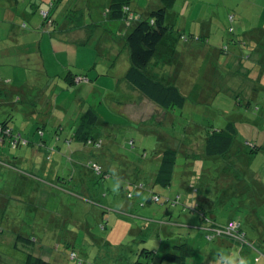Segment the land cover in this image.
I'll use <instances>...</instances> for the list:
<instances>
[{
	"label": "rangeland",
	"instance_id": "obj_1",
	"mask_svg": "<svg viewBox=\"0 0 264 264\" xmlns=\"http://www.w3.org/2000/svg\"><path fill=\"white\" fill-rule=\"evenodd\" d=\"M35 1L40 9H37V14L35 13L36 16L32 19L29 18L28 12H24V8L33 0L0 1L1 72L2 46H18L22 39L19 31L24 32L20 25L24 24L27 29L25 32L36 34L34 27L43 19L45 23L38 33L39 37L45 31L54 39L57 37L58 30L64 25L71 27L79 21L83 24L84 33L87 34L86 40L90 39L88 46L84 47L85 64L90 65L86 70L83 69L86 75L96 72V69L102 70L104 67L106 71L107 64L104 59H108L109 54L111 56L114 50L117 52L116 55L124 54L122 37L120 38L117 33L119 30L117 28L121 27L123 22L106 18L104 12L108 6V0H61L57 6L54 5L56 0ZM7 3L11 4L13 13L15 11L18 14L16 20L2 19L4 10L2 5L6 6ZM135 4L143 9L153 5L157 8L156 6L161 7L164 4L168 7L166 23L169 25L178 24L184 18L205 21L208 26L210 25L211 41L209 44L216 48V54L213 55L211 49H208L207 59L202 64L200 63L201 67L196 60H187L194 75L191 79L190 75H183L184 83L178 84L185 96V105L182 110L175 109L171 112L169 116L171 119L168 118V122H157L156 124L158 117L154 116L152 124L150 127L146 126L144 133L141 132L142 126L137 131L126 126H106L99 122L96 126L98 135L95 136L101 139L102 146L99 149L87 147V149H92V153L81 158L78 161L81 163L69 164L68 168L73 167L79 170L81 165L86 166L93 162L102 165V159H105L109 162V167L123 170L131 167V162L133 166L141 168L151 164L150 170L145 168L146 174L144 172V176H150L148 173L153 174L159 164L158 160H154L153 152L171 147L177 151L172 184L166 189L155 187L154 192L159 195L160 199L165 198V194L173 197L171 199L175 197L179 199L178 205L169 207L175 218L178 219L185 213L181 212L180 205H186L185 192L193 186L192 189H198V191L194 196H190L195 201L202 202L203 209L210 212L208 215H213L219 222H226L233 216L242 225L246 239L251 240L256 230L260 229L264 232V70L261 71L264 69V0H172L169 3L163 0H133L134 7ZM41 10L50 12L55 25L49 24L48 20L51 18L42 17ZM133 27L134 24L129 30ZM78 33L75 32L76 35ZM243 35L251 39V46L256 47L255 51L260 50V52H255L254 56L257 58L260 56L261 61L260 58L259 61L245 58L251 52L249 44L243 42L242 46H234V40ZM258 40L262 42L259 43ZM179 46L182 45L179 44ZM75 48L72 44L70 50L73 51ZM224 49L225 51L221 52ZM11 51L14 52L15 48H11ZM66 58L72 66L71 70L80 73V69L74 67L77 60L73 54L70 53V58L68 56ZM96 59L99 60L97 68L92 70ZM200 61L199 59L198 62ZM164 65L165 63L162 62L161 66H157L159 70H149L152 76L163 83L169 78L164 74ZM196 66L200 68L199 72ZM195 73L198 74L195 75ZM0 81H2V75ZM107 81V90L112 92L114 80L107 77ZM0 85L2 87V82ZM59 85L64 86L63 83ZM89 94L90 91L87 90V95ZM14 97L4 100L6 104L3 109L2 98L0 99V122L3 110L16 112V108L21 109L20 103H16L17 97L15 99ZM247 103H249L248 107H246ZM100 111L104 117L106 106L100 108ZM228 122L235 125L237 137L233 149L239 153L223 158L203 157L201 153L206 131L225 126ZM253 146H258L259 149L252 152ZM3 149L6 155L14 153L7 145H3ZM143 153L147 155V159L139 157ZM190 153L194 156L185 157ZM1 154L2 145H0ZM50 156L51 154L48 155V161H50ZM46 164L49 163L46 162L41 167ZM19 168V173H16L6 168L2 170L0 166V264H24L25 254L13 249L16 237L18 235L39 237L38 233L49 226L47 212H52L53 208L62 209V203L67 201V195L56 192L48 198V207L37 208V205L30 204L31 185L34 186L35 181L31 177H22V173L30 171L28 165H22ZM112 175L114 176V173ZM65 176L69 174L65 173ZM126 178L116 180V185L114 182L112 184V181H107L108 186L105 180L113 178L109 177L105 180L91 178L86 192L91 198L87 200L94 201V205L90 206L89 203L83 206L79 200L68 198V204H72L70 206L71 222L60 219L56 228L61 231L60 237L54 242L51 239H46L44 243V240H37L34 255L50 264H117L116 260L120 259L125 264H133L136 262V258L132 255L133 251H141L143 248L160 249V244L164 242L162 231L164 228L158 220L164 215V209L160 207L163 205L153 203L140 208L139 204L145 200L149 192L147 187L150 182V179L141 176L139 181L144 184L143 191L133 194V200H127L125 182L128 180L133 182L138 178L135 179L128 172ZM222 178L231 179L229 188ZM129 190L132 192L131 186ZM75 192L79 193L78 190ZM85 198L88 197L85 196ZM108 198L110 202L115 203L116 213L110 214L112 220L109 223L112 225L107 224L106 229H103L100 224H97L96 217L101 214L99 206H102L101 204ZM205 199H208V202ZM126 204L130 210L128 213L121 210V205ZM35 209H42V211L37 212ZM149 210H151L149 214L146 213ZM39 213L45 215V221L36 219ZM115 219L118 220L115 221L116 225L113 227ZM84 222H87L86 225ZM61 233L68 235H64L65 238H63ZM108 235L110 242L118 247L107 245L101 250L97 246V240L106 239ZM40 242L43 243V250L47 255H41L38 252ZM205 245L210 246L211 244L206 242ZM195 246L197 245H192L191 248L197 249ZM71 248L75 251L76 259H71ZM163 250L162 247L159 253ZM254 256L246 264H252ZM140 259V262L146 260L142 257ZM154 262L158 264V256L154 258ZM152 264L155 263L152 262Z\"/></svg>",
	"mask_w": 264,
	"mask_h": 264
},
{
	"label": "crops",
	"instance_id": "obj_2",
	"mask_svg": "<svg viewBox=\"0 0 264 264\" xmlns=\"http://www.w3.org/2000/svg\"><path fill=\"white\" fill-rule=\"evenodd\" d=\"M26 5L24 12H28L30 15L29 18L32 19L36 16L35 13L37 9H40V6L35 0ZM136 5L139 11L138 14L140 15L148 13L153 7L155 8L153 5L147 7V9H143L139 7L138 4ZM156 7L158 8L159 6ZM2 9H4L2 13L3 20H16L15 18L18 14L15 11L13 13L11 4L8 5L7 3L6 6L2 5ZM40 12L43 11L41 10ZM50 18L51 20L48 18L49 24L52 23L55 25V20L51 14ZM43 20L34 27L36 34L25 32L27 29L22 23L20 28L24 30V32L19 31V35H21L22 38L21 43L18 46H2V72L0 71V77L2 75V88L5 92L2 96V109L6 104L4 100L12 98L13 96L17 97L18 103H20L21 106V109L16 108V112L8 109L3 110L2 121L8 118L9 120H14V122L7 121L8 126L22 138L32 143L31 146L17 151L15 155H6L2 153V162L9 165L5 168L9 171L19 173L20 166L28 165L30 171L22 173V177H31L32 180L35 181V185H31L32 197L30 204L37 205V208L48 207V198L56 192L67 195V201H64L61 205L62 209L53 208L51 209L52 212H47L49 226L38 233L40 238L31 235L35 242L33 254L37 247V240H44V243L46 239H51L54 242L60 237L61 231L56 229L60 219L71 222L72 211L70 206L72 204H68V198H72L76 201L79 200L83 206H87L89 203L91 204L90 206H93V203L87 200L90 199V194L86 192V187L89 185L88 182L91 178L98 179V177L90 170H87L83 165H81L83 169L80 168L79 170L73 167L70 169L68 168L69 164L81 163L78 162L81 158L92 153V149L83 148L73 140V132L87 109L95 110L100 117V122L106 126H126L137 131H139L140 126H142L141 132L143 133L145 132V128H147L146 126L148 125L150 127L152 124V117H158L155 121L156 124L157 122L166 123L168 122V118L171 119L169 116H171V112L174 111H164L157 107L137 92L124 79L129 68V59L123 39L129 32V29L126 28L123 23L121 27L117 28L119 29L117 33L120 35V38L122 37V50H124V54L122 56L121 54L116 55L117 52L115 50L112 52L111 56L109 54V58L104 59L107 64L106 71L105 67L102 70L96 69L99 62V60L96 59L97 61L95 60L96 62L91 68L92 70L96 69V72L86 75L83 69L86 70L90 65L85 64L86 56L84 55V47L88 46L90 39L88 41L86 40L87 34L84 33L85 28L83 24H80L79 21L78 24H72L71 27L64 25V27L58 30L57 37L54 39L50 36L51 34L47 35L45 31L42 33V36L39 37L38 33L42 30V26L45 23ZM205 24L207 27L204 26ZM170 26L172 30L160 42L158 51L148 66L147 72L150 74V69H154L155 71L159 70L157 66H161L162 62H164V74L169 76L165 83L173 84L179 88L178 84L181 85L184 83L183 75H190V79L191 76L194 75V71L191 72V65L187 60L194 59L199 67H201L200 63L202 64L207 59L208 49H211V52L215 55L216 48L209 44L211 41L210 25L208 26L203 20L201 22L199 20H192L191 18H184V20L178 24H170ZM75 32H79L78 35H76ZM241 37L240 39H243L245 43L249 44L251 49L250 54L246 55L245 58L248 60L253 59V61H259L260 58L261 61L260 56L259 58L254 56V53L260 52V50H254L256 47L251 46V39L245 35ZM247 39H249V41ZM258 42L261 43L262 40H258ZM72 44L76 47L73 51L70 50ZM179 44L182 46H179ZM233 44L236 47L238 45H243L236 42ZM11 48H15V51L12 52ZM70 53H72L73 57L77 60V62L75 61L74 67L80 69V73L71 70L72 66L68 63V58H66L67 56L70 58ZM97 55L99 57V54ZM199 59L201 60L200 62H198ZM65 68L67 69L65 70ZM196 69L197 72H199L200 68L198 69L196 66ZM263 70L264 69L261 71ZM69 72L74 75L84 76L88 82L76 84V82L73 81L75 82L73 83L67 78ZM31 73H33V75ZM197 74L198 73H195V75ZM93 76H95V78ZM107 77L114 80V89L112 92H108L107 90ZM59 83H63L65 87L59 85ZM87 90L90 91L89 96L87 95ZM105 106L106 114L103 117L100 108L102 109ZM169 121L173 122V120ZM125 123H127V125ZM219 128L221 127L217 129ZM39 130L42 131V136L40 137L36 134ZM97 130L98 129H96V131ZM27 148L30 150L28 151ZM162 150L156 151L154 160L160 161ZM237 152L238 151H235L232 147L228 156L235 155ZM47 154H51L50 161L47 160ZM183 154L185 155L184 152ZM202 154L203 152L201 155ZM189 156L194 155L190 153L186 154L185 157ZM197 156L200 157L199 155ZM102 160V165L100 163L98 164L104 171L106 178H113L105 181L106 186H108L107 181H112V184L114 182V185H116V180L127 179V172L129 174L133 173V168L124 171L120 168L109 167V162L105 159ZM46 162L49 164L41 167V165ZM2 170H4V168H2ZM65 173L69 174V176H65ZM112 173H114V176ZM61 178L62 180H59ZM68 180H70V182ZM230 180L231 179H223L228 188L230 187ZM192 187L193 186L185 192L186 205L180 206L181 212L185 213L180 215L178 219L175 218L170 212V209L166 206H160L164 209L163 217L158 220L164 228L162 229L164 242L160 244L159 248L163 247V252H167V249L173 244L182 241L187 242L191 249V257L186 264H246L253 255L255 256L252 264H264L263 257L255 261V252L246 248H239L238 245L225 239H215L211 242H207L211 244L210 246L205 245L207 231L204 228V222H201V220L188 213V210H186L188 206L195 203L203 209L202 202L199 203L190 196H194L198 191V189H192ZM183 188H185V186ZM75 190H78L79 193L76 194ZM80 195L83 198H79ZM85 196L88 198H85ZM165 197L173 198L167 194H165ZM180 199H182V197ZM205 201L208 202V199H205ZM101 205L102 206L99 207L109 209V214L116 213L114 210L115 203L110 202L109 198ZM121 206L122 212L128 213L130 211L126 207L127 204ZM35 210L37 212L42 211V209ZM150 211L151 210L146 211V213ZM53 212L57 215H54ZM209 213L208 211L206 212L207 217L218 224H225L230 220H235V218L231 216L226 222H219L213 215H208ZM36 219L45 221L46 217L43 213H39ZM111 220V215H108V225ZM117 220L118 219H115L113 221V227H115V221ZM86 223L87 222H84V225H86ZM62 235L61 233V236ZM64 235L63 238H65ZM254 235L255 236L249 241L254 243L264 254V232L259 229L254 232ZM98 240L97 246L101 250L107 245L108 247H118V245H113L110 242L109 235L106 239L100 238V240ZM43 243L40 242V247L37 248V250L41 255H47L43 250ZM192 245H197L195 246L197 249L191 248ZM160 249L157 251L159 252ZM240 259H242V261H240ZM121 264H123L122 259Z\"/></svg>",
	"mask_w": 264,
	"mask_h": 264
},
{
	"label": "trees",
	"instance_id": "obj_3",
	"mask_svg": "<svg viewBox=\"0 0 264 264\" xmlns=\"http://www.w3.org/2000/svg\"><path fill=\"white\" fill-rule=\"evenodd\" d=\"M56 1L57 2L54 1V5L57 6L58 2L61 0ZM163 1L169 3L172 0ZM167 8L168 7L163 4L157 9H152L148 13L140 15L138 14L139 11L137 9V5L135 4V7L133 6V0H109L104 13L107 19L112 21H122L128 29L131 28L132 24H134V27L129 30L123 39L129 59V68L124 76L126 82L157 107L164 111H171L175 109H183L185 105V96L177 86L163 83L161 80L155 78L147 72L148 66L158 51L160 42L172 30L171 26L166 23ZM46 12L48 13L47 18H50V12ZM130 16L133 17L132 20L129 19ZM234 41L236 43L244 44L243 39H240V37ZM221 51L223 52L225 49ZM78 77L85 79V81L76 82V84L88 82L84 76L74 75L71 72L67 75V78H69L72 82ZM4 94L5 92L0 85V99ZM16 100V103H18V99ZM248 106L249 103L246 104V107ZM7 121L14 122V120H9V118L0 122V145H2L3 154H5L3 145H7L11 150H13L14 153L12 155H15L17 151L31 146L32 143L28 142L26 139L14 132V130L8 126ZM99 122L100 117L98 113L93 109H87L73 132V140L80 144L83 148L91 146L95 149H99L102 146L101 139H98L95 136L96 134L98 135L96 126ZM36 134L40 137L42 136V131L39 130ZM236 137L237 131L232 122H228L225 126L219 129L207 130L204 138L203 157L223 158L228 156L232 150ZM258 149V146H253L252 150H250L252 152H256ZM48 155L49 154H47V158ZM155 155L156 152H153V156ZM1 157L2 154L0 155V166L2 168L9 166L8 164L2 162ZM139 157L147 159V155L145 153L141 154ZM176 159L177 151L171 147H165L162 150L161 158L156 171L153 174L148 173L150 176H144V172L146 174L145 168L146 170H150L151 164H148L147 167L143 166L142 168L135 167L133 164L131 167H127L126 170L133 168L132 175L135 179L138 178V180L133 182L128 180L125 182V198L131 201L133 200V194H137L141 190L143 191L144 184L139 181V177L141 176L150 179V182L149 187H147V191H149L147 198L139 204L140 208H145L153 203L156 205H164L168 209L171 206L178 205L180 202L178 198L175 197L174 199H171L170 197H165L160 199L159 195L154 192L155 187L166 189L171 186ZM85 167L87 170L93 172L98 179L104 180L106 178L104 171L98 163H89ZM59 180H62V178ZM130 186L132 188V192L129 190ZM80 198L83 197L80 195ZM90 201L94 205L95 202L92 200ZM100 209L101 214L96 217L97 224H100L101 228L106 229L108 224V215H110V212L109 209ZM186 210H188V213L196 216L199 220H201V222H204V228L207 231L206 242H211L215 239H225L238 245L239 248H246L255 252V261L259 260L261 257L264 258L262 251H260L254 243L246 239L242 225L239 221L230 220L225 224H218L214 220L207 217L205 210L201 209L197 203L188 206ZM229 224H234L236 226L233 231L228 233L217 232L218 230L226 229ZM142 237L144 236L142 235ZM34 244L35 242L33 241L32 236L18 235L14 241V249L25 254L24 264H50L33 254ZM70 252V255H74V258H70L76 259L74 249H71ZM132 255L136 258V262L133 264H152V262L157 264V262H154V258L156 256H158V264H186L188 259L191 257V249L187 242L182 241L170 246L169 249H167V252L165 251L159 253L157 249L151 250L143 248L141 251H133ZM141 257L146 258L145 262H140ZM116 261L117 264L118 261H120L121 264V259ZM240 261H242V259H240ZM123 264H125V262H123Z\"/></svg>",
	"mask_w": 264,
	"mask_h": 264
},
{
	"label": "built area",
	"instance_id": "obj_4",
	"mask_svg": "<svg viewBox=\"0 0 264 264\" xmlns=\"http://www.w3.org/2000/svg\"><path fill=\"white\" fill-rule=\"evenodd\" d=\"M41 14H42V16H43L44 18H47V14H48V13H47L46 11L41 12ZM129 19L132 20L133 17L130 16ZM80 81H85V79H81V78H79V77H78L77 79H75V82H80ZM235 227H236V226H235L234 224H229L228 227H227L226 229H224V230H218L217 232H218V233H222V232L228 233V232L233 231V230L235 229ZM71 257L74 258V255L71 254Z\"/></svg>",
	"mask_w": 264,
	"mask_h": 264
}]
</instances>
